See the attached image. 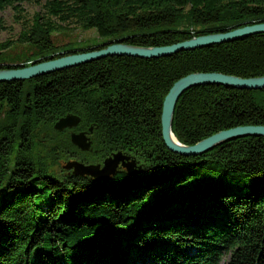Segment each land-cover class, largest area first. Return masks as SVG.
I'll list each match as a JSON object with an SVG mask.
<instances>
[{"label": "trees", "instance_id": "1", "mask_svg": "<svg viewBox=\"0 0 264 264\" xmlns=\"http://www.w3.org/2000/svg\"><path fill=\"white\" fill-rule=\"evenodd\" d=\"M22 1L0 0V11ZM43 8L16 39L31 56L13 59L5 53L13 42L1 43L0 69L74 52L52 39L71 25L154 47L264 23V0H46ZM194 72L264 75V32L0 82V264H219L225 254V264H264V136L234 138L199 155L164 142L165 97ZM70 113L79 125L56 130ZM241 125H264V88L205 84L179 97L172 131L191 145ZM72 131H86L92 151L73 144ZM117 152L136 159L138 177L123 166L108 180L64 167L102 164Z\"/></svg>", "mask_w": 264, "mask_h": 264}, {"label": "water", "instance_id": "2", "mask_svg": "<svg viewBox=\"0 0 264 264\" xmlns=\"http://www.w3.org/2000/svg\"><path fill=\"white\" fill-rule=\"evenodd\" d=\"M261 32H264V23L249 24L227 32L200 35L165 46L144 47L117 42L109 44L101 49L70 53L50 60L33 63L29 66L0 69V82L25 80L109 55H129L144 58L168 56L182 50L196 49L216 43L228 42ZM203 84H221L242 89H262L264 88V75L244 78L220 72H194L177 80L165 97L161 115L163 139L166 146L171 151L182 155H199L234 138L243 136H264V125H241L221 130L195 144L188 145L180 142L172 131V120L176 103L184 91ZM79 123V116L67 114L61 117L55 123L54 127L56 130L61 131L66 127H76ZM92 130L93 127H90V131ZM71 141L82 151H92L91 140L85 131L72 132ZM120 165L126 168L133 177H138L140 166L136 159L122 152H117L107 157L103 164H85L78 160H73L68 161L64 167L66 169H73L75 175L99 176V179L108 180L110 175L116 173Z\"/></svg>", "mask_w": 264, "mask_h": 264}, {"label": "rangeland", "instance_id": "3", "mask_svg": "<svg viewBox=\"0 0 264 264\" xmlns=\"http://www.w3.org/2000/svg\"><path fill=\"white\" fill-rule=\"evenodd\" d=\"M45 1L46 0H23L21 4L19 5V8L10 6L4 9L3 11H0V44L5 43L7 41L13 42L12 46L6 49V52H5V53L10 54L11 55L10 57H12L13 59L28 58L31 56L32 48H30L28 44L18 43L16 39L18 35L20 34V31L22 30V28L29 21L32 20L33 16L37 14L38 12L44 11L43 4L45 3ZM52 39H53L54 44L57 46V48L65 49V50L70 48L74 50V52L72 53H75V52L79 53V52H84V51H80L81 48L95 47L97 45L99 46L101 42L107 41L110 38L99 36L96 28L85 29L80 26L71 25V27L70 28L68 27L66 30L53 33ZM110 40H112L110 44L119 42L117 39H114V38ZM98 49H101V48H98ZM59 53L64 54L65 51L62 50ZM4 64H7V62H4ZM80 121H81V117H80ZM67 128L73 129L75 127H66L65 129ZM229 256H230L229 254L223 255L222 258L220 259L219 264H225L229 260Z\"/></svg>", "mask_w": 264, "mask_h": 264}, {"label": "flooded vegetation", "instance_id": "4", "mask_svg": "<svg viewBox=\"0 0 264 264\" xmlns=\"http://www.w3.org/2000/svg\"><path fill=\"white\" fill-rule=\"evenodd\" d=\"M4 106H5V107H4ZM7 108H8V107H7L6 105H3V109H4V111L7 110ZM79 132H80V131H79ZM85 132H86V131H85ZM120 166H121V165H120ZM120 166H119V167H120ZM121 167H122V166H121Z\"/></svg>", "mask_w": 264, "mask_h": 264}, {"label": "bare ground", "instance_id": "5", "mask_svg": "<svg viewBox=\"0 0 264 264\" xmlns=\"http://www.w3.org/2000/svg\"><path fill=\"white\" fill-rule=\"evenodd\" d=\"M95 177H97V178H98L99 176H95Z\"/></svg>", "mask_w": 264, "mask_h": 264}]
</instances>
